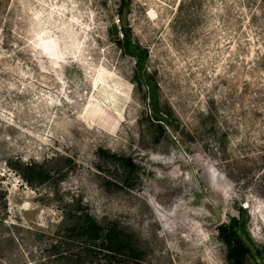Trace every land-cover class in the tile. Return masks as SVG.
<instances>
[{
    "label": "rangeland",
    "instance_id": "rangeland-1",
    "mask_svg": "<svg viewBox=\"0 0 264 264\" xmlns=\"http://www.w3.org/2000/svg\"><path fill=\"white\" fill-rule=\"evenodd\" d=\"M126 3L0 0V264H97L55 254L83 211L146 264H229L241 207L264 264V0Z\"/></svg>",
    "mask_w": 264,
    "mask_h": 264
},
{
    "label": "trees",
    "instance_id": "trees-1",
    "mask_svg": "<svg viewBox=\"0 0 264 264\" xmlns=\"http://www.w3.org/2000/svg\"><path fill=\"white\" fill-rule=\"evenodd\" d=\"M126 2L127 0H120V21L124 19ZM130 34V29L124 26V37L123 39L119 38V42L126 41V48L138 58L137 63L140 64V61L146 56L147 50L140 45H132ZM28 167L30 169L41 168L42 175H45L44 168L37 162L29 164ZM26 178L31 179L30 177ZM239 210V215L232 216L229 222H224L218 227L219 234L228 247L229 264H249V258L255 250L249 241L247 220L244 215L246 209L241 207ZM67 230L81 235L68 236L66 241L68 249L56 252L57 257L59 256L57 259L73 260L80 256L81 251H75L70 247L73 243H79L81 249L86 250L92 262L97 264H146L143 259V251L135 246L131 235L119 229L114 222L109 225L101 224L89 211H83L79 215V221L69 224ZM49 263V261H43L41 264Z\"/></svg>",
    "mask_w": 264,
    "mask_h": 264
}]
</instances>
